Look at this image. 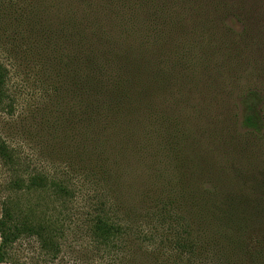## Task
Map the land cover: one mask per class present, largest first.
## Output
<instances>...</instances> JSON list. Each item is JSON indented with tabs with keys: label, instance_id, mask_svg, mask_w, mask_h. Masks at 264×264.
Returning a JSON list of instances; mask_svg holds the SVG:
<instances>
[{
	"label": "trees",
	"instance_id": "trees-1",
	"mask_svg": "<svg viewBox=\"0 0 264 264\" xmlns=\"http://www.w3.org/2000/svg\"><path fill=\"white\" fill-rule=\"evenodd\" d=\"M26 2L18 4L19 63L42 66L47 78L53 68L58 80H70L69 120L80 125L87 157L105 155L107 160L106 154L129 144L133 163L140 164L136 154L150 147L149 136L157 135L158 148L167 147L178 172L183 162L194 165V170L184 167L179 173L172 201L162 199L163 194L152 200L144 229L110 216L120 213L114 196L97 211L93 235L108 246L134 235L135 243L148 245V264H264V116L259 88L245 90L239 124L229 132V140L209 154L211 159L216 155L215 163L204 167L195 164L201 157L193 152L194 139L167 131L162 115L152 118L150 106L165 84L167 61L173 63L171 69L183 68L185 55L194 66L195 52L206 48L226 60L221 64L225 66L216 67L219 75L232 65L249 68L243 56L259 65L258 59H264V0H46L31 12L26 9L32 0ZM204 56L206 62L215 60L210 53ZM7 77L0 62V111ZM181 148L192 151L179 158ZM8 156L0 140V157ZM158 172L145 176L151 188L159 189L162 183ZM49 184L67 193L62 184L41 176L28 188L47 189ZM20 207L18 240L34 237L47 254L57 253L59 227L51 220H35L32 207L22 215ZM14 221L10 212L0 221V264L7 263L5 249L16 238L9 226Z\"/></svg>",
	"mask_w": 264,
	"mask_h": 264
},
{
	"label": "rangeland",
	"instance_id": "rangeland-1",
	"mask_svg": "<svg viewBox=\"0 0 264 264\" xmlns=\"http://www.w3.org/2000/svg\"><path fill=\"white\" fill-rule=\"evenodd\" d=\"M45 2L32 0L31 8L26 10L31 12ZM18 4L26 6L28 3L0 0V62L8 71L7 97L0 111V140L9 151L7 158L0 157V221L6 220L10 212L15 221L9 226L16 231L15 240L5 249L6 264H148V245L141 240L135 243L134 235L118 246L103 244L93 235L91 228L99 216L97 211L99 213L102 205L113 201L115 196L120 213L110 216L144 229L146 223L149 224L146 215H149L152 200L163 194L162 199L172 201L174 193L171 191L179 182V173L183 174L184 167L194 170V165L183 162L178 172L177 160L169 159L167 147L158 148L159 136L154 134L148 137L151 148L148 146L136 154L140 164L133 163L129 144L106 154L107 160L105 155L87 157L80 125L70 122L73 104L68 92L70 80H58L53 68L47 78L40 69L42 66L19 63ZM51 4L48 1L47 6L52 7ZM205 53L214 55L215 60L204 61ZM195 54L194 66L192 59L185 55L181 61L183 68L171 69L173 63L167 61L163 68L165 84L160 88L159 98H153L150 106L154 110L152 118L162 115L160 120L167 131L174 130L194 139L193 152L203 158L195 164L204 167L214 162L216 155L212 154L211 159L209 154L216 153L223 141L229 140V132L233 133L239 124L240 102L248 87L255 85L261 91L264 116V59H258L259 66L249 55L243 56L249 68L244 70L232 65L219 75L216 67L225 66L221 65L226 63L223 56L206 48ZM180 141L187 145L186 140ZM184 150H178L179 158L192 151ZM221 164L223 159L218 161L216 169ZM157 170L163 178L159 189L156 185L151 188L145 177L154 176ZM37 176L62 184L67 193L55 190L50 184L47 189H29L30 181ZM142 177L144 181L140 182ZM20 185L24 186L19 188ZM20 205L22 215L32 207L35 220H51L59 227L57 253L47 254L34 237L25 235L18 240Z\"/></svg>",
	"mask_w": 264,
	"mask_h": 264
}]
</instances>
